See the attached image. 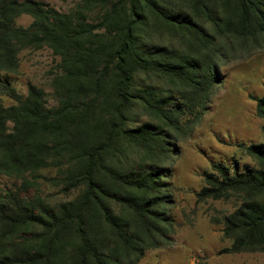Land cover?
Returning <instances> with one entry per match:
<instances>
[{
  "label": "trees",
  "instance_id": "16d2710c",
  "mask_svg": "<svg viewBox=\"0 0 264 264\" xmlns=\"http://www.w3.org/2000/svg\"><path fill=\"white\" fill-rule=\"evenodd\" d=\"M20 16L30 22L17 25ZM261 33L264 0H76L66 12L0 0V264L138 260L163 237L170 192L160 165L124 169L116 158L127 147L175 153L167 129L203 111L220 83L216 39ZM42 48L58 59L50 106L40 87L20 93L8 78L21 50ZM253 100L264 120V96ZM237 146L255 165L210 163L195 193L243 195L223 220L225 252L264 240V142ZM43 185L64 199L51 201Z\"/></svg>",
  "mask_w": 264,
  "mask_h": 264
},
{
  "label": "rangeland",
  "instance_id": "374dc122",
  "mask_svg": "<svg viewBox=\"0 0 264 264\" xmlns=\"http://www.w3.org/2000/svg\"><path fill=\"white\" fill-rule=\"evenodd\" d=\"M55 10L66 12L76 0H38ZM27 16H20L16 24L26 26ZM217 38V72L220 83L214 87L203 111L184 115L177 129H167L176 148L168 158L149 154L140 148L127 147L116 164L124 169L136 170L155 162L164 168L162 179L170 192L166 205L163 237L156 238L132 264H264V240L254 248L244 247L237 252H225L231 240L223 234V220L242 203L241 193L230 192L221 199L196 201L195 193L204 185L203 173L210 172V163H229L237 159L240 164L255 165L237 145L264 142V120L255 113L253 98L264 96V33L255 41L241 43L233 36ZM222 54V55H221ZM58 59L46 49H23L17 54L16 71L8 76L20 93L27 83L40 87L47 105H53L50 82L58 73ZM162 90L175 92V86L162 82ZM187 94V92H185ZM189 94V93H188ZM5 103H10L5 101ZM138 120H150L142 111ZM154 121V120H153ZM0 178V186L7 184ZM43 195L51 201L64 198L55 189L41 186Z\"/></svg>",
  "mask_w": 264,
  "mask_h": 264
}]
</instances>
